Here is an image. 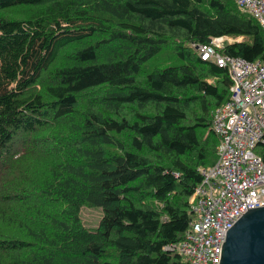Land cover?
<instances>
[{"label":"trees","instance_id":"16d2710c","mask_svg":"<svg viewBox=\"0 0 264 264\" xmlns=\"http://www.w3.org/2000/svg\"><path fill=\"white\" fill-rule=\"evenodd\" d=\"M217 36L264 62L235 0H0V264H187L165 245L191 227L231 94L191 43Z\"/></svg>","mask_w":264,"mask_h":264},{"label":"built area","instance_id":"2783aa9c","mask_svg":"<svg viewBox=\"0 0 264 264\" xmlns=\"http://www.w3.org/2000/svg\"><path fill=\"white\" fill-rule=\"evenodd\" d=\"M235 1L264 28V0ZM225 39L191 43L203 60L228 69L231 94L213 113L216 159L200 167L191 227L182 239L165 245L187 264H220L226 230L247 207L264 205V62L224 53Z\"/></svg>","mask_w":264,"mask_h":264},{"label":"water","instance_id":"95a60500","mask_svg":"<svg viewBox=\"0 0 264 264\" xmlns=\"http://www.w3.org/2000/svg\"><path fill=\"white\" fill-rule=\"evenodd\" d=\"M247 208L226 230L220 264H264V205Z\"/></svg>","mask_w":264,"mask_h":264},{"label":"rangeland","instance_id":"374dc122","mask_svg":"<svg viewBox=\"0 0 264 264\" xmlns=\"http://www.w3.org/2000/svg\"><path fill=\"white\" fill-rule=\"evenodd\" d=\"M228 39L230 38L226 37L225 41ZM236 39H241V37H238ZM167 64L169 63H162L160 65L161 67H165V65L168 66ZM256 151H259V148H257ZM102 215H103V209L100 206L83 205L80 210V216L82 222L86 227L90 229H95L98 226L99 220L102 217Z\"/></svg>","mask_w":264,"mask_h":264}]
</instances>
